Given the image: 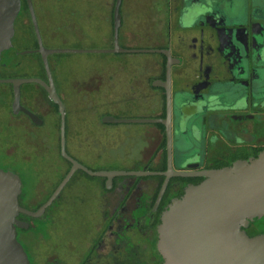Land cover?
I'll use <instances>...</instances> for the list:
<instances>
[{"label":"flooded vegetation","instance_id":"flooded-vegetation-1","mask_svg":"<svg viewBox=\"0 0 264 264\" xmlns=\"http://www.w3.org/2000/svg\"><path fill=\"white\" fill-rule=\"evenodd\" d=\"M20 1L0 60V169L20 177V206L41 212L18 216L30 264H165L172 203L264 152V0H149L128 16L122 0L125 52L66 81L51 53L57 0ZM117 2L103 50L115 49Z\"/></svg>","mask_w":264,"mask_h":264},{"label":"water","instance_id":"water-1","mask_svg":"<svg viewBox=\"0 0 264 264\" xmlns=\"http://www.w3.org/2000/svg\"><path fill=\"white\" fill-rule=\"evenodd\" d=\"M122 0L115 9V49H55L53 54L125 52L118 45ZM20 0H0V60L11 46ZM48 65L47 56L43 57ZM52 98L64 107L57 95ZM71 173L58 192L71 178ZM206 180L187 189L163 216L159 248L165 264H264V235L251 237L245 228L264 218V152L256 159L205 173ZM20 177L0 169V264H30L17 239V228L27 224L20 214L39 217L20 206ZM51 201L48 203V205ZM43 211V210H42Z\"/></svg>","mask_w":264,"mask_h":264},{"label":"rangeland","instance_id":"rangeland-1","mask_svg":"<svg viewBox=\"0 0 264 264\" xmlns=\"http://www.w3.org/2000/svg\"><path fill=\"white\" fill-rule=\"evenodd\" d=\"M145 1L149 0H125L123 4V13L128 16L131 7L137 5L139 12H143ZM107 3V5H106ZM136 3V4H135ZM157 1V5H158ZM109 4V5H108ZM49 8V4L47 5ZM56 26L57 37L54 44L58 49H103L105 38H111V22L104 19L105 16H112L114 6L112 7L109 0H57L56 5ZM58 75L61 81L73 73V78L79 76L84 70H97L102 63L108 61L112 63L114 54H97V53H69L57 54ZM65 86V84H62ZM91 94V97H95ZM95 104L90 106L92 109ZM80 139V138H79ZM2 159L0 158V162ZM60 224L57 230L65 229L66 218L59 217ZM261 222L260 225H263ZM48 234L46 239H50L52 228H47ZM52 240V239H51ZM43 238L38 240L37 246L41 244L43 248L50 247L51 242Z\"/></svg>","mask_w":264,"mask_h":264}]
</instances>
